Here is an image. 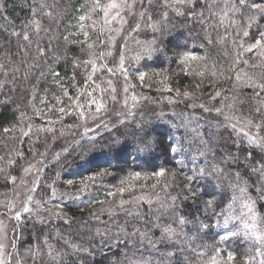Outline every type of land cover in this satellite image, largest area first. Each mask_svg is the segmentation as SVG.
<instances>
[{"label":"trees","instance_id":"1","mask_svg":"<svg viewBox=\"0 0 264 264\" xmlns=\"http://www.w3.org/2000/svg\"><path fill=\"white\" fill-rule=\"evenodd\" d=\"M47 2L55 4L54 12L60 13L52 20L47 17L42 19L44 27L51 28L52 31L48 34L41 32V47L47 46L50 36L54 37L51 51L45 58L36 57L35 44H33L32 56L27 58V65L21 64L24 59L19 51L22 42L17 41L15 37H12L9 42L8 32L13 27L20 30L21 24L31 18L33 0H6V9L0 11V64L4 65V68L0 70V80L5 81L4 87L0 89V100L8 101L0 103V167L6 169L9 176H18L23 167L22 158L18 153L30 155L32 151L39 152L55 148V151H59L57 152L59 158H56V154L48 158L43 175L45 185L50 189L54 187L58 194L75 193L81 186V180L90 185L78 199H61L59 195L53 198L52 204L62 205L68 211L65 219L60 220L56 225L43 224L42 221L33 219L34 221H31L25 230L28 237L22 242L25 245L23 247L31 249L36 243V249H40L36 264H75L84 256L83 254L78 256L71 248V243L85 242L92 237L95 229H104L106 226L114 234L117 231L116 226L124 225L131 219L125 215V212H118L110 217L106 211H100L102 208L110 205L115 207L121 198L125 199L143 192H154L163 196L164 193L159 186L155 190L150 187L156 183L151 174L161 167L167 169L169 175L171 172L176 173L175 182L169 189L172 195H175L179 191V186L185 183L184 175L190 174L189 168L192 167L198 141L195 133L190 130L195 127V124L190 125L189 129L173 127L182 123L181 113H195L203 117L200 121L202 124H205V121H223V116H218L215 112L205 114L201 109L187 107L193 103V100L177 97L176 90L181 93L185 90L193 92L197 97L196 103L202 102L211 107H220L222 103L228 104L232 97L237 96L243 103L240 107L235 104L234 113L244 117H248L258 104L264 103V95L256 100L254 89L235 79L237 71L240 72L242 79L245 73L253 75L264 71V68L253 67V65H260L264 58H258L259 54L255 49L251 52L244 51V48L253 43V37H258L259 31L264 30V19L260 20L259 25L249 28V36L245 37L243 27H237L230 21H240L242 26L246 24L245 18L250 14L248 9H243L242 14L229 16L223 23H218L219 17H217L205 24H201L198 19L177 16L175 12L170 11L162 31H153L145 27L143 23L140 29L133 31L138 18L129 16L131 31L121 41L116 51L115 32L100 34L91 28V21L88 22L89 38L85 43V37L77 26V17L82 14L79 11L80 5L85 0H47ZM254 2L264 3V0H254ZM203 5L204 0H200L197 10L199 11ZM220 7L223 5L218 4L213 11H218ZM207 15L208 12L205 9V16ZM154 18L160 19L159 16ZM93 19H99V17H93ZM4 29H8V32ZM69 33L72 35L69 36L68 41H65L63 37ZM109 37L112 39L111 43H109ZM33 39L35 40V37ZM100 41L104 44L101 45ZM88 43L95 45L96 52L110 51L112 53L106 58L108 67L114 66L115 58L120 60V55L123 54L124 68L128 73L127 80L123 77V81L126 83L132 81V88L140 86L135 94L145 108L127 119L113 120L108 129L91 131L69 144L66 142L60 145L58 144L59 138L62 139L60 131L62 130L64 135L72 131L77 123L80 124L74 108L75 98L79 96L80 103L85 102L86 98H89L88 88L95 86L92 81H88L92 71L91 66L85 64V61L90 59ZM186 52L205 59L192 61L185 67L182 56ZM237 53L241 54L238 62ZM53 54L60 59L54 62ZM137 56L139 59L136 58ZM244 61H248V64ZM34 62L38 66L28 67ZM205 63L206 69L201 67ZM213 66L217 71L216 77L211 76ZM16 67H19V71L13 72ZM49 69L58 72L59 76L53 77ZM199 71H205L204 78L195 74ZM4 72L8 75L5 76ZM41 72L44 73L43 77L40 75ZM141 72L145 73L143 82L139 79ZM151 74H153L152 78L149 77ZM25 75L27 79L24 78ZM164 75L167 79L163 80L161 76L164 78ZM73 76H75L74 79ZM113 79L112 73L106 69L97 71L93 76V80L102 88H106L107 81L113 82ZM197 83L201 85L198 89L194 88ZM165 85L170 86L172 91H166ZM64 89L68 92L67 96L64 95ZM215 91H221L222 95L215 101H209V95L214 94ZM94 93L97 94V92ZM168 97L172 98V103H169ZM224 97L229 99L224 100ZM61 107L66 110L71 108L74 114L66 115L59 112L58 109ZM225 111L228 110L225 109ZM37 112L40 114L38 115ZM160 112L165 114L162 118L158 117ZM21 113L24 114L23 119ZM49 121L55 123H49ZM29 125L32 127V133L26 137L21 129L28 131ZM47 127L57 129L55 141L52 140V133L37 131ZM6 128L9 129L8 132L4 131ZM204 131H208L207 124ZM177 137L185 138L186 151L183 158L187 167L176 163L182 158L180 155L165 152V147L174 144ZM9 160L13 161L11 165L8 163ZM195 160L200 164L204 162V158L199 156H196ZM101 171H107L109 175L97 177L94 183L86 179ZM136 172H140L142 178L131 179ZM57 173L59 176L56 175ZM144 176H147V179H144ZM252 179L255 181L256 177L253 176ZM68 180H73L74 185L69 186ZM121 181H129L133 184L135 187L132 192L124 193L123 197L119 195L108 197L109 191L128 186L122 185ZM142 185L145 186L143 191ZM9 187L10 180L6 181L4 174H0V190ZM201 187L207 191L214 189L211 183L204 181L193 184V190ZM184 195L189 194L184 193ZM231 195L230 191H226L222 197L218 198L221 202L215 208V213L226 209ZM252 196L256 197L254 189ZM208 198L207 195L201 194L184 201L186 212L195 215L203 223L214 225L216 220L220 219L222 224V216L213 214L212 209H205L204 201ZM98 201H108V203L101 204ZM155 207L153 205V209ZM235 207L239 208V202ZM141 212L147 214L148 205L145 204ZM256 212L264 216V200H257ZM93 214L98 219L94 218ZM234 225H238V222H230L226 229L223 226H213L198 233L195 229L191 231L185 229L189 236L197 237L192 244L196 252L186 251L183 255L189 257L191 264H208L216 255V250L220 248L223 257L221 259L217 257L218 264H243L246 256L254 254L252 242L245 240L242 235L229 237L226 240L220 239L227 232L235 231ZM156 234L159 235V232L157 231ZM45 236L47 242L43 245ZM99 240L100 237H96L93 241L97 250L93 256L88 257L89 264H112L114 259L119 261V264H141L142 261H152V264H156L160 258L157 250L148 246L147 242L143 245L125 243L124 237L121 236L119 242L110 241L109 247L101 251ZM49 246L53 249V256L57 252L62 254L59 259L54 260L48 255ZM229 252L233 253L234 261H228ZM257 259L259 260V257Z\"/></svg>","mask_w":264,"mask_h":264},{"label":"snow or ice","instance_id":"2","mask_svg":"<svg viewBox=\"0 0 264 264\" xmlns=\"http://www.w3.org/2000/svg\"><path fill=\"white\" fill-rule=\"evenodd\" d=\"M200 0H85L83 4L80 5L79 11L82 13L77 17V26L79 31L85 37V43L89 38L88 22L91 21V28L98 31L100 34L108 33H120L124 25L129 24L128 17L131 16L136 19L135 27L132 29L136 31L141 28V24L145 27L153 29V31H162L165 22L169 18V12H175L177 16H186L187 18L198 19L201 24L208 23L210 20H214L219 17L218 23H223L229 16L242 14L243 9L249 10V15L245 18L246 24L241 25L240 21L231 20L230 23L237 25V27H243V35L245 37L249 36L248 29L253 25H259L260 20L264 19V3H257L254 0H204V5L201 9L197 10V5ZM218 4H222L218 11H213L218 7ZM6 9V0H0V11ZM56 9L55 4H49L47 0H33V6L31 7V18L27 19L20 26V30H16L15 27L12 28L10 32L8 29H4L8 32V40L11 42V38L15 37L17 41H21L20 44V54L24 57L21 61L22 65H27V58L32 56L31 48L35 44V56L39 58L47 57L49 51H51V44L54 37H49L47 41V46L41 47L42 37L41 32L48 34L52 31L51 28H46L43 25L42 19L47 17L49 20L55 18L56 15L60 13L54 12ZM205 9L208 12L207 17L205 16ZM155 16H159L160 19H155ZM93 17H99V19H93ZM113 25H119V27L113 28ZM211 26V25H209ZM69 33L64 36V40L68 41ZM35 37V40L33 39ZM112 42L111 37H109V43ZM101 45L104 44L103 41L99 42ZM235 43V41H234ZM90 59L85 61L86 65L91 66V74L88 76V81H92L95 87L92 91L87 92L89 99L85 103H80L79 96L75 98L74 108L78 113L81 120L96 119V115L102 110H106L105 101L103 99L104 93L108 92L110 89L111 100L116 101V89L112 86V81L108 80V89L100 88L99 84H96L93 80V76L97 71L106 69L109 73L113 72L111 67H108L106 58L111 56L112 53L101 51L96 52L94 50L95 45L87 44ZM240 47H243L240 45ZM258 52V58H264V30L259 31L258 37H253V43L244 48L245 52H251L253 50ZM241 54L237 53V62ZM139 59V56L136 57ZM53 61H58L59 56L53 54ZM204 57L195 56L190 52H186L182 56V63L187 67L192 61H203ZM35 61V57H33ZM99 61V64H98ZM248 64V61H244ZM38 66L33 63V65H28V67ZM203 68H207V64L201 65ZM253 67L264 68V60H261L260 65H253ZM4 68L3 64H0V70ZM125 79L128 78L127 69L124 68V56L121 53L119 69ZM19 67L13 69V72H18ZM53 77H58L59 73L54 70L49 69ZM5 76L8 75L7 72L3 73ZM197 76L204 78L205 71H199L195 73ZM223 73H221L222 75ZM40 75L43 77L44 73L41 72ZM211 76L216 77L217 71L215 66L211 71ZM27 79V75L24 77ZM75 76H73V79ZM145 78V73H139V79L143 82ZM167 79V78H165ZM235 79L237 82H242L252 87L255 91L254 98L259 100L261 95H264V71L255 73L253 75H248L247 73L242 76L240 72H236ZM5 85V81L0 80V89ZM87 85V81H86ZM63 88V85H60ZM214 86V85H213ZM201 85L199 83L194 85V88L198 89ZM96 89H100L101 97L96 98L93 96V92ZM129 86H125L123 91L125 96L123 98V105L128 106V93ZM166 91H172L171 87L165 85ZM35 91V89H33ZM64 95L67 96L68 92L64 89ZM177 97H183L185 99L193 100V103L187 105L191 109H201L205 114H211L215 112L218 116H223V121H205L208 126V131L205 132V124L200 123L203 117L195 115V113H181L183 117L182 123L179 125H173V127H184L189 129L190 125L195 124V127L190 128V130L195 133L196 139L198 141V148L192 160V167L189 168L190 174L184 175L185 183L179 186V191L175 195L169 191L175 182L176 173L169 172L167 169L161 167L158 171L153 172L151 175L155 178L156 183H153L150 187L155 190L158 186L163 191L164 195L161 196L159 193L154 195H149L147 192L142 195L134 197L132 200L120 199L119 203L113 207L109 206L107 208H102L101 212H107L109 216H114L117 211H124L125 215L131 219L124 225L116 226L117 231L112 234L107 226L104 229H95L94 234L90 239L82 243H71V248L79 256L83 254L84 258L75 262V264H89L88 257L94 255L96 245L93 243L96 237H100L99 249L102 251L105 247H109L110 241L119 242L120 237H124L125 243H140L147 245L156 249L159 253V260L156 264H191L189 257L183 255L186 251L196 252V249L192 248V244L196 240V235L189 236L188 231L195 229L198 233L203 229H208L210 227H221L225 229L229 226L230 222L236 221L238 225H234L235 231H229L226 235L221 236V240H226L229 237L243 236L245 240L252 242L254 245V254L246 256L244 258L243 264H264V216L259 215L256 212L257 200H264V103L258 104L254 109H252L251 114L248 117L237 116L234 114L235 107L234 103L221 104L220 107L206 106L205 103H196L197 97L193 92L188 90L182 93L176 90ZM222 95L221 91H215L214 94H210L209 101H215L217 97ZM71 99V97L69 98ZM133 101V107H135V102L137 97L135 94L131 97ZM169 103L173 100L171 97L167 98ZM229 97H224V100H228ZM236 101V97L231 98ZM58 103L59 98H57ZM7 100H0V103H7ZM240 103H243L242 101ZM93 105L95 110L93 111ZM225 109L228 111L226 112ZM59 112L67 114H72V109H65L63 107L58 109ZM39 115L40 113L37 112ZM131 115V112L128 113ZM120 116L121 113H116ZM165 114L160 112L158 114L159 118H162ZM176 115V113H173ZM21 118H24V114L21 113ZM123 123V121H120ZM49 123H55L54 121H49ZM97 128L103 127L108 129L106 123L101 122L96 125ZM115 127V125H113ZM8 132L9 129H5ZM37 131H43L46 133H52V140L55 141L57 138L55 133L57 129L52 127L40 128ZM91 129L85 127L84 132L87 134ZM24 136H30L32 133L31 125L28 126V131L21 129ZM63 135V131H60ZM94 139V138H91ZM184 139L181 137L176 138L174 144H169L165 147V152L180 155L182 158L177 160L176 163L184 165L187 167L184 161ZM47 151V149H46ZM67 151V149H65ZM19 156H23L22 153H18ZM40 156H44L45 153H39ZM203 157L204 162L202 164L197 163L195 157ZM210 157V159H209ZM56 158H59V153L56 154ZM9 165L13 163L12 160L8 161ZM34 165L29 164L28 167L24 168L25 173L32 171ZM43 169H36V179L32 182V186L28 187L25 185V199L22 202V206L17 208L16 202L9 201L3 204L6 213H12L14 219L20 222L24 214H32L37 209L43 207L40 200L35 199V193L41 187V173ZM0 174H4V179L6 181L10 180L13 184L16 183V176H9L7 170L0 167ZM59 176V173L56 174ZM109 175L107 171H101L99 173H94L87 177L88 181L95 182L97 177H103ZM255 176L254 181L252 177ZM142 178L140 172L133 174L131 179ZM147 179V176L143 177ZM204 181L206 183H211L214 186L213 191H207L205 188H197L193 190V184ZM20 183L24 185V180L21 179ZM73 180H68L67 184L69 186L74 185ZM122 185L127 184L128 186H121L116 188L114 191H109L107 196L112 198L119 195L123 197L124 193L132 192L135 187L129 181H121ZM80 188L77 189L75 193L64 192L57 193L54 187L51 188V195L56 198L58 195L61 199H78L84 191H86L90 185L84 180L80 182ZM51 187V186H49ZM145 186H141V190H144ZM255 190L256 197L253 198L252 190ZM226 191L232 193L230 202L227 204L226 209H221L220 213H215V208L221 202L219 197H222ZM188 193L189 195H184ZM207 195L209 198L204 201L205 209H212L213 214L218 217H223V222L221 224L220 219H217L215 224L203 223L195 215L186 212V205L184 201L198 197V195ZM19 196V193H17ZM50 201H44L43 203H49ZM148 205L147 214L139 210L141 203ZM239 202V208L235 207ZM98 203L105 204L108 201H98ZM35 205V208L33 207ZM126 205H131V211L125 208ZM155 205V209H153ZM59 207H62L60 205ZM57 216L61 215L56 213ZM94 215V218L98 217ZM211 219V217H209ZM191 225V228H189ZM19 226V223H18ZM188 229V231H185ZM3 231V222L0 221V233ZM157 231L159 235H157ZM47 242V240H45ZM70 243V242H66ZM85 244L87 246H85ZM15 249V244L12 245ZM5 245L0 238V264H5L3 259ZM163 249V251H161ZM27 251H31L28 249ZM53 249L51 246L48 248V255L54 260L59 259L62 255L57 252L55 256L52 255ZM219 256V250H216V255H214L208 264H218L217 257ZM259 257V260L257 259ZM228 261H234L233 253H228ZM17 264H20L17 261ZM112 264H119V261L113 260ZM141 264H152V261H142Z\"/></svg>","mask_w":264,"mask_h":264},{"label":"rangeland","instance_id":"3","mask_svg":"<svg viewBox=\"0 0 264 264\" xmlns=\"http://www.w3.org/2000/svg\"><path fill=\"white\" fill-rule=\"evenodd\" d=\"M200 10V9H199ZM115 27H119V25H113V28ZM130 26L129 24L124 25L123 29L121 30L120 33H115V36L117 39H115L114 41V45L116 47V51H118V46L121 44V41H123L127 35L130 33ZM117 58V57H116ZM115 58V65L112 66L111 68L113 69L112 75H113V82H112V86L115 87L116 89V95H117V100L116 101H112L110 96H111V92L110 89L108 92L104 93L103 99L105 101V105H106V110H102L100 113H98L96 115V119L92 120V119H88V120H81L78 116L77 113V117L80 121V124L77 123L76 126H74L73 130L62 135V139L59 138V143L58 144H63L66 143L69 144L71 141L77 140L78 137L85 135L84 129L85 127L91 129L92 132H97L99 131L101 128H97L96 125L100 124L101 122L106 123L108 126L112 123L113 120H117V119H127L129 116L133 115L134 113H139L143 108H145L144 105H142L137 97L136 93V89L139 88L140 86H135L132 88V81L131 82H125L123 81V73L118 70L119 69V63L120 60H117ZM163 75V74H162ZM150 78L153 77V74H151V76H149ZM162 79L164 80L166 77L164 75L161 76ZM129 86V90L127 93L128 96V106L125 107L123 105V98L125 96V93L123 91L125 86ZM90 87L88 88V91H92V89L94 88ZM100 88H102L100 86ZM109 86H107L104 89H108ZM134 90V91H133ZM94 92H97V94H95ZM93 92V96L96 98H100L101 97V92L100 89H96ZM135 94V96L137 97V100L135 102V107H133V101L131 99L132 95ZM87 100L89 98H86ZM83 102L86 104V101ZM238 97L236 96V101L230 100V103H234L237 104V106L240 107L241 105V100H239L238 102ZM257 103V102H256ZM95 110V106L93 105V111ZM129 111L131 112V115H129ZM236 111V110H235ZM116 113H121L120 116H117ZM72 114H74V112H72ZM235 114V113H234ZM237 114V113H236ZM250 115V114H249ZM237 116H240L239 114ZM78 121V120H77ZM89 131V132H91ZM50 147V146H49ZM57 152L59 151H55V148L52 149H47V151L44 149L43 151H32L30 152L31 154H23L22 158V162H23V167L21 170L20 175L16 176L17 177V181L15 184H13L10 181V187L4 190H0V201H3L4 203H7L9 201H15L17 204V208H19L20 206H22V202L25 199V185H27L28 187L32 186V182L36 179V169L37 168H42L43 171L41 173V187L37 190V192L35 193V199L40 200L41 203L43 204V207L37 209L36 211H34L31 215L30 214H24L22 220L20 222H17L14 219V216L12 213H6L5 208L3 206V204H0V221L3 222V231L2 233H0V238H2V242L5 245L4 248V252H3V259L5 261V264H17V261L20 262V264H36V262H38L39 256H40V249L37 250L36 247V243L34 244V247L31 248V251H27L29 248L27 247H23L25 246L22 242L25 241L28 237L27 233H26V229L27 227H29V223L32 221H34L33 219H37L42 221L43 224H52V225H56V223H58L60 220H64L66 217V215L68 214V211L62 206L59 207L60 205H54L51 203L53 197L51 195V189L48 188V186L45 185V182L43 180V175H44V171L46 168V164H47V160L49 157H51V155L53 156V154H57ZM39 153H45L44 156H40ZM29 164H33L34 167L32 169L31 172L29 173H25L24 172V168L28 167ZM23 179L24 180V185H22L20 183V180ZM48 188V189H47ZM17 193H19V196H17ZM148 193V192H147ZM145 194V192L143 193H138L136 195L130 196L125 198L124 200H132L134 199V197L138 196V195H142ZM149 195H154V192H149ZM44 201H50L49 203L44 204ZM145 205V203H141V206L139 208V210H142V207ZM147 205V204H146ZM33 207L35 208V205H33ZM125 208L129 211L133 210L131 205H126ZM118 212H124V211H117ZM56 213H60L61 215L57 216ZM19 223V226H18ZM50 225V226H52ZM113 226V225H112ZM52 229V228H51ZM45 240H47L46 236L45 238L43 237V245ZM15 244V249L12 247V245ZM219 250V256L218 258H222L223 255H221V249L218 248Z\"/></svg>","mask_w":264,"mask_h":264}]
</instances>
